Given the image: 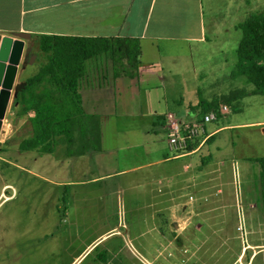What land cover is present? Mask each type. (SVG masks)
I'll return each mask as SVG.
<instances>
[{
    "label": "rangeland",
    "instance_id": "rangeland-1",
    "mask_svg": "<svg viewBox=\"0 0 264 264\" xmlns=\"http://www.w3.org/2000/svg\"><path fill=\"white\" fill-rule=\"evenodd\" d=\"M202 4L204 29L215 31L212 39L190 45L180 43L174 51L162 52L157 62L162 75L160 87L135 95L129 106L140 108L146 116H135L122 123L147 126L151 107L163 116L166 112L172 114L177 122L187 121L189 103L220 99L235 92L229 96L228 103H222L225 112L205 124L207 132L221 128L193 156L199 171L196 193L206 186L203 194L206 197L198 195L204 201L197 214L188 204H178L190 198L186 191L173 193L168 203L176 207L170 212L154 214L153 227L143 228L141 237H134L133 245L142 247L141 255L150 259L149 264H238L235 259L240 252L242 263L251 256L252 264H259L264 259V213L258 196V167L250 158L264 156V96L253 93V86L243 76L232 77L231 72L240 37L234 25L251 13L262 12L257 9H264V0H241L237 5L233 0H202ZM234 10L236 13L232 14ZM24 44L30 46L35 56L31 63L18 66L16 83L34 74L45 61L37 48V36L31 35ZM13 98L10 95L0 127V189L3 184L9 185L0 191L12 194L0 200V264H67L72 254L105 231L101 224L111 225L114 218L104 215L90 227L84 220L77 223L82 225L79 228L67 224L62 216L66 207L62 194L68 190L52 187L33 176L31 172L47 175L46 157H36L38 153L34 150L19 149V142L31 130L28 114H16L20 105L13 103ZM154 125L165 130L158 132L161 146L169 131L166 124ZM210 169L215 180L206 181ZM127 216L118 212V221L124 223ZM163 217L168 223L162 222ZM150 224L145 222V226ZM118 227L122 232L123 228ZM133 231L128 230V236L123 237L125 245L121 249L122 241L117 235L103 238L102 243L82 257V264H90L91 256L102 252L104 246L112 248V252L119 249V256L124 259L130 252L137 261L129 258L128 264L147 263L149 260L144 261L131 241L126 240Z\"/></svg>",
    "mask_w": 264,
    "mask_h": 264
},
{
    "label": "crops",
    "instance_id": "crops-1",
    "mask_svg": "<svg viewBox=\"0 0 264 264\" xmlns=\"http://www.w3.org/2000/svg\"><path fill=\"white\" fill-rule=\"evenodd\" d=\"M239 1L233 0L236 5ZM257 10L264 12L262 8ZM203 17L202 0H0V36L26 31L34 36L117 37L138 43L139 61L133 77L114 73L113 63L101 55L86 64V72L78 84L83 122L72 127L73 135L57 139L50 152H37L36 157L47 159V175L31 174L52 187L62 186L68 190L62 194L66 204L62 216L70 227H82L77 224L82 220L90 227L104 215L114 218L111 225L101 224L105 231L72 254L67 264H82L81 259L87 251L110 234L121 239V249L125 245L123 237L128 236L130 229L134 231L127 242L131 241L144 261L149 260L138 264H149L150 259L141 255L142 247L133 245L134 237H141L143 228L153 227L154 214L170 212L176 207L174 203H168V198L180 190L186 191L190 198L193 194L194 200L189 198L178 204L186 203L197 214L200 212L198 207H202L204 200L199 196L207 189L204 186L196 193L195 180L199 171L193 156L202 144L183 153L171 151L167 140L160 146L158 132L163 133L164 128L154 127V124L167 126V115H173L166 112L165 119L153 107L148 112L147 126L123 125L122 122L135 116H146L140 108L136 110L129 106L135 95L149 93L154 86L160 87L162 75L157 62L162 52L168 54L180 43L190 45L212 39L215 31L204 29ZM200 101L206 100L197 103ZM194 105L193 102L187 105V121L183 122L195 121ZM220 128L207 132L205 127V132L212 138ZM210 173L206 181L215 180L211 169ZM4 187L9 188V185L3 184L0 190ZM0 195V200L12 196L2 194V191ZM118 212L128 214L124 223L118 221ZM145 222L151 224L145 226ZM162 222L166 224L167 220ZM119 225L122 232L118 230ZM102 248V252L91 256L90 264H128L129 258L137 261L130 252L124 259L119 256V249L112 252L109 246ZM242 258L240 252L235 260L238 264L253 262L251 256L244 263ZM261 263L264 264V259Z\"/></svg>",
    "mask_w": 264,
    "mask_h": 264
},
{
    "label": "trees",
    "instance_id": "trees-1",
    "mask_svg": "<svg viewBox=\"0 0 264 264\" xmlns=\"http://www.w3.org/2000/svg\"><path fill=\"white\" fill-rule=\"evenodd\" d=\"M237 28L240 37L231 76H243L253 86V93L264 96V12L249 14ZM37 48L45 61L24 79V86L12 102L20 105L18 116L28 114L31 130L30 135L19 142V149L48 153L57 139L70 136L72 127L83 122L78 84L86 72V64L101 55L113 63L114 73L133 77L139 48L133 39L47 34L37 36ZM232 93L235 92L230 95ZM230 95L194 105L195 121L209 111L220 116V105L228 103ZM87 121L85 119L84 123ZM251 160L258 167V196L264 213V156Z\"/></svg>",
    "mask_w": 264,
    "mask_h": 264
},
{
    "label": "water",
    "instance_id": "water-1",
    "mask_svg": "<svg viewBox=\"0 0 264 264\" xmlns=\"http://www.w3.org/2000/svg\"><path fill=\"white\" fill-rule=\"evenodd\" d=\"M30 37L26 31L0 36V127L10 95L15 97L25 84V81L14 82L18 66L24 67L34 59L30 46L24 44Z\"/></svg>",
    "mask_w": 264,
    "mask_h": 264
},
{
    "label": "built area",
    "instance_id": "built-area-1",
    "mask_svg": "<svg viewBox=\"0 0 264 264\" xmlns=\"http://www.w3.org/2000/svg\"><path fill=\"white\" fill-rule=\"evenodd\" d=\"M225 105H221L219 112L224 113ZM214 111L204 113L200 120L193 122H177L171 115H167L168 148L174 153H183L196 148L210 136L205 132V124L216 119Z\"/></svg>",
    "mask_w": 264,
    "mask_h": 264
},
{
    "label": "bare ground",
    "instance_id": "bare-ground-1",
    "mask_svg": "<svg viewBox=\"0 0 264 264\" xmlns=\"http://www.w3.org/2000/svg\"><path fill=\"white\" fill-rule=\"evenodd\" d=\"M1 133V132H0Z\"/></svg>",
    "mask_w": 264,
    "mask_h": 264
}]
</instances>
